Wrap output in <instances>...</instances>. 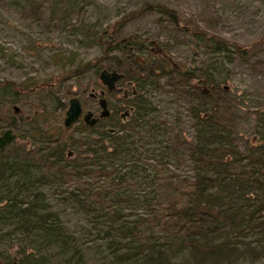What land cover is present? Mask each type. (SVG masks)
Masks as SVG:
<instances>
[{
    "label": "trees",
    "instance_id": "1",
    "mask_svg": "<svg viewBox=\"0 0 264 264\" xmlns=\"http://www.w3.org/2000/svg\"><path fill=\"white\" fill-rule=\"evenodd\" d=\"M149 12L208 50L211 65L202 83L209 86V92L203 88L191 92L190 82L196 78L197 69L174 61L168 53L169 43L115 40L122 27ZM77 16L79 21L80 14ZM87 37L100 45L102 56L41 82L0 79V113L15 112L14 104H23L21 100L28 96L44 97L28 105L51 119L41 125L31 124L28 133L34 138V147L24 154L26 157L20 155L23 146L17 147L13 158L5 153L7 145L0 149V213L4 215L0 218L4 225L14 224L12 231L17 236L24 237L26 232L30 236L39 227L50 236L58 235L55 214L39 204L44 199L41 187L65 185L59 191L65 195L62 198L76 202L82 214L92 216L85 226L98 235L99 243L109 249L116 264H233L241 255L252 257L264 247L263 242L256 240L252 247L242 239L256 231L264 238V112L255 116L258 124L253 135L258 142L243 141L236 123L227 126L224 100L230 92L223 86L226 76L221 81L214 76L222 72L220 65L228 72L236 57L249 58L264 44V33L244 46L182 21L178 12L164 3L145 2L99 33L89 31ZM118 47L125 50L118 61L127 71L139 69L138 74L129 73L135 92L123 100L122 107L107 102L113 114L102 117L95 126L80 119L78 124L65 127L67 104L52 90L90 69L99 75L104 59ZM158 62L160 68L156 67ZM157 70L160 77L173 79L170 85L191 96L184 107L188 119L176 115L173 120L166 118L163 108L151 97L152 91L168 85L151 79ZM220 93L224 94L222 106L215 99ZM72 95L68 87L62 93V97ZM202 98L209 101L196 106L194 102ZM126 109L131 112L122 121L119 113ZM251 112L245 111L246 121ZM230 115L233 122L238 121V116ZM19 119L25 121L26 113ZM53 125H58L57 132H51ZM97 127L101 130L96 131ZM94 133L96 138L92 139ZM78 134L77 140L74 135ZM69 148L77 151L74 158H67ZM40 164L45 172L31 176ZM184 168L187 171H182ZM62 238L71 242L68 235L62 234ZM60 245L61 249L71 248ZM69 252L71 259L81 255L77 249ZM38 256L25 254L20 264L39 263L43 257Z\"/></svg>",
    "mask_w": 264,
    "mask_h": 264
},
{
    "label": "rangeland",
    "instance_id": "2",
    "mask_svg": "<svg viewBox=\"0 0 264 264\" xmlns=\"http://www.w3.org/2000/svg\"><path fill=\"white\" fill-rule=\"evenodd\" d=\"M145 2L164 3L174 8L182 21L193 23L201 30L244 46L258 40L264 33V0H0V79L18 83L31 80L41 82L102 56L100 45L87 37L89 31L99 33L125 14L140 8ZM128 38L169 43L168 53L174 61L197 69L196 78L190 82L191 92L209 88L202 83L206 78V69L211 65L208 50L199 46L188 34L177 30L171 23L159 19L156 13H145L126 24L115 35L117 42ZM124 53L125 50L118 47L110 53L107 60L104 59V65L99 70L111 67L109 71H118L116 69L121 71L123 78L117 80L113 89L108 90L99 80V75L90 69L72 77L66 85L54 87L52 91L67 104L66 109L69 99L76 96L81 103L82 114L90 111L95 118H99L102 112L100 98H105L107 102L111 101L116 108L124 106L123 100L131 98L135 92V85L129 80V73L135 71L139 73L136 67L128 68V72L118 61ZM160 65L161 63H156V67L160 68ZM214 66L216 68L217 65ZM222 67L221 65L218 67L222 72L214 77L221 81L226 76L223 86L230 92L229 97L224 100L228 108L227 123H230L227 126L236 123V130L243 141L248 139L252 143H257L253 130L258 124L255 120L256 114L264 112V44L255 48L247 59L236 57L233 63L228 65V72ZM159 74L160 71H154L151 79L159 80L161 85L162 83L168 85L152 91L151 97L159 103L160 108H163L162 113L166 118L173 120L176 115L183 120L188 119L184 107L191 101V96L181 92L183 91L181 88L170 85L173 82L172 78L160 77ZM66 87L75 95L62 97ZM219 95L221 97L215 99L222 106L224 94ZM40 99L45 100L44 97L28 96L21 100L24 101L23 104L21 102L14 104L17 108L15 112L0 113V134L10 128L16 135L15 140L5 147V153L9 157L13 158L18 146L25 147L24 153L20 155L21 158L26 157L24 154L34 147V138L28 133L31 124L41 125L43 122H50L51 119L48 120L45 112L40 110L35 113L29 108V102H38ZM204 101L209 100L198 99L194 104L199 106ZM107 109L109 115H112L113 110L109 107ZM246 110H251L253 114L248 121L244 119ZM24 112L26 119L22 121L19 116ZM130 112V109H126L119 113L122 121L129 118ZM230 114L238 116V121L233 122ZM80 119L82 121V115L78 120ZM50 130L54 133L59 127L53 125ZM100 130V127L96 128V131ZM191 131L192 129L189 130ZM74 136L75 139H80L79 134ZM91 138L95 139L96 133ZM76 154L75 149L69 148L67 158H74ZM45 170L41 165L35 175L34 172H30V175L37 177ZM182 171L187 169L184 168ZM66 187L65 185L57 188L53 185L41 187L44 199L40 200L39 204H43L47 212L55 214L54 224L58 226L56 231L59 236L56 234L50 236L51 234L42 231L40 227L39 230L30 231V236H27L28 232L24 237L17 236L16 231H12L14 224L4 225V220L0 218L2 254L0 264H20L25 254L33 252L40 255L39 258L43 257L35 264H116L109 249L99 243L98 235L85 226L88 221L93 220L92 216L82 214V209L76 202L62 198L65 195H61L59 191ZM62 234L68 235L67 240L71 239V242L66 243ZM262 237V234L256 231L250 233L246 240L242 239V242L252 243V247H255L253 243L256 240H261L264 244ZM60 244L71 248L61 249ZM261 248H258L252 257L239 256L233 264H264V247ZM71 249L79 250L81 255L71 259L69 256Z\"/></svg>",
    "mask_w": 264,
    "mask_h": 264
},
{
    "label": "water",
    "instance_id": "3",
    "mask_svg": "<svg viewBox=\"0 0 264 264\" xmlns=\"http://www.w3.org/2000/svg\"><path fill=\"white\" fill-rule=\"evenodd\" d=\"M122 78V74L117 71H109L107 69H102L99 73V80L107 87L108 90L114 88L115 83L117 80ZM204 92H209L208 89L203 88ZM99 105L102 108V112L100 117H106L109 115V111L107 109V101L105 98H100ZM15 110L17 109L14 107ZM63 119V124L65 127L71 126L75 123L79 117L82 115V107L80 104L79 99L76 96H73L69 99L68 108L65 111ZM99 118H95L93 113L87 111L83 115L84 123L88 124L89 126H94ZM16 135L12 133V129H6L2 135L0 136V149L3 148L6 144H9L13 140H15Z\"/></svg>",
    "mask_w": 264,
    "mask_h": 264
},
{
    "label": "flooded vegetation",
    "instance_id": "4",
    "mask_svg": "<svg viewBox=\"0 0 264 264\" xmlns=\"http://www.w3.org/2000/svg\"><path fill=\"white\" fill-rule=\"evenodd\" d=\"M112 71H115V70H112ZM118 72V71H117ZM119 73H121V72H119ZM122 74V73H121ZM122 77H123V74H122ZM81 104V103H80ZM85 113H83L82 114V121H83V115H84ZM100 118V117H99ZM84 122V121H83ZM86 124V123H85ZM86 125H88V124H86ZM89 126V125H88ZM90 127H92V126H90ZM3 133V132H2ZM2 133L0 134V136L2 135ZM7 145V144H6ZM2 149V148H1Z\"/></svg>",
    "mask_w": 264,
    "mask_h": 264
},
{
    "label": "bare ground",
    "instance_id": "5",
    "mask_svg": "<svg viewBox=\"0 0 264 264\" xmlns=\"http://www.w3.org/2000/svg\"><path fill=\"white\" fill-rule=\"evenodd\" d=\"M108 116H109V115H108ZM106 117H107V116H106ZM101 118H102V117H100V119H101ZM100 119H98V121H99ZM77 121H78V120H77ZM98 121H97V122H98ZM73 124H74V123H73ZM73 124H72V125H73ZM68 153H69V152H68ZM67 155H68V154H67Z\"/></svg>",
    "mask_w": 264,
    "mask_h": 264
}]
</instances>
